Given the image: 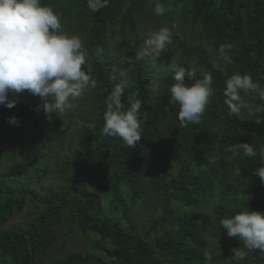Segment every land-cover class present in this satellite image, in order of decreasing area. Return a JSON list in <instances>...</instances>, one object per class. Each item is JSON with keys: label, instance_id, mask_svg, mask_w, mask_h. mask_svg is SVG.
<instances>
[{"label": "trees", "instance_id": "obj_1", "mask_svg": "<svg viewBox=\"0 0 264 264\" xmlns=\"http://www.w3.org/2000/svg\"><path fill=\"white\" fill-rule=\"evenodd\" d=\"M41 2L59 13L65 34L79 31L84 39V69L97 81L86 92L94 96L91 111L98 118L91 128L76 131L78 145L58 163V189L40 195L24 183L33 168L45 171L38 162L43 160L38 141L44 139L39 118L49 122L61 146L64 116L55 113L49 120L42 109L37 111L39 97L30 93L26 98L9 94L15 101L11 109L0 104V160L9 162L0 168V264H207L211 223L203 205L210 198L220 196L211 222L222 231L223 217L246 208L264 212V182L255 174L264 145V110H258L264 100L257 93L245 95L251 111L237 118L228 114L223 96L225 81L234 73L249 74L264 88V0H160L169 8L163 16L154 13L155 0H109L95 13L87 0ZM175 15L190 32L197 28L199 39L172 33V43L159 57L136 59L144 52L145 38L139 32L147 29L146 23ZM109 32L120 34L115 50L103 42ZM224 43L232 45L230 60L219 56ZM153 63L173 67L165 70L156 88ZM175 67L194 69L197 78L204 72L212 75L214 94L198 124L181 127L177 118L179 105L171 102L168 91ZM123 82L125 107L142 102V137L134 148L102 134L106 98ZM185 83L194 81L185 77ZM11 116L18 125L8 122ZM239 142L254 145L257 155L230 153L229 146ZM152 166L156 169L149 175ZM173 200L190 209L181 211ZM29 202H34L33 210L24 225L5 227ZM138 202L148 211L138 218L140 227L130 217ZM64 224L85 246L55 258ZM225 236L219 264H264V252L258 250L241 261L232 259V249L242 247V241Z\"/></svg>", "mask_w": 264, "mask_h": 264}, {"label": "clouds", "instance_id": "obj_2", "mask_svg": "<svg viewBox=\"0 0 264 264\" xmlns=\"http://www.w3.org/2000/svg\"><path fill=\"white\" fill-rule=\"evenodd\" d=\"M108 3L109 0H87V7L95 13ZM153 11L157 16H163L169 8L155 0ZM171 43L172 32L167 26H161L147 35L144 52L137 53L136 59H142L144 55L159 57ZM231 47L230 43L219 46L221 59L230 60L227 50ZM86 63L83 38L65 34L59 13L51 6L42 4L41 0H0V104L11 109L15 101L8 99L9 94L15 96L27 91L39 97L37 111L42 109L51 120L55 113L71 109L73 102L96 87L97 81L84 69ZM185 77L194 83L186 84ZM173 80L175 82L168 91L171 102L179 105L177 118L181 127L198 124L214 94L212 75L204 72L197 78L194 69L175 67ZM126 87L127 82L118 83L107 96L102 134L118 137L127 147L134 148L142 137L139 118L142 102L137 99L126 108L121 100ZM250 92L264 100V88L249 74L234 73L226 79L223 96L230 116L239 118L244 110L251 111L244 99ZM258 110H264V105ZM8 122L19 123L15 116L9 117ZM228 151L242 152L249 158L257 155L256 147L248 142L232 144ZM259 155L261 166L255 169V174L264 182V145L260 146ZM220 227L229 237L242 241V247L232 249V259L241 261L251 251L264 252V212L246 208L221 218Z\"/></svg>", "mask_w": 264, "mask_h": 264}, {"label": "rangeland", "instance_id": "obj_3", "mask_svg": "<svg viewBox=\"0 0 264 264\" xmlns=\"http://www.w3.org/2000/svg\"><path fill=\"white\" fill-rule=\"evenodd\" d=\"M161 26H167L172 33H176L179 36L186 37L187 39H190L191 37L195 39H199V31L197 28H195L194 32H190L187 29L186 23H184L183 20L180 22L177 21L176 15L171 19H159L152 17L147 23L146 27L147 29L139 32V38L144 37L146 38L147 35L150 32L158 30ZM64 29H62L63 31ZM64 32V31H63ZM131 32V30H130ZM73 35H79L82 37L81 33L79 31L75 32ZM83 38V37H82ZM84 40V39H83ZM120 40V34L119 32L115 33V35H111L110 32L108 35L104 38L103 42L106 46H108L111 50H115L117 43ZM167 68H173V67H167ZM167 68H164L160 66L158 63H153V70H154V76H155V88L160 83V78L164 76V72ZM29 95L27 91H25L22 94H18L12 97H22L26 98ZM94 96L85 93V95L78 99L77 101L73 102V107L71 109H67L64 113H61L63 118V123L65 124L62 127V130L64 132V142L61 146L58 145V141L53 138V135L49 129V122L45 121L42 118H39V122L41 127H43V137L44 139L42 141H38V146H40L38 154L40 157H42V161H38L41 164V167L43 171H39L35 168H33L29 174V179H26L24 181L25 184H28L29 186L35 188V190L40 194H46L48 191H56L58 189V179L61 177V174L58 170V163L60 160H62L63 156L67 153H69L71 150H73L80 141V138L76 136V131L81 130L84 128H91L93 125V121L98 118L97 112H92L91 109L93 108V99ZM33 136L36 137V132H32ZM58 154V155H57ZM45 161V162H43ZM46 161H49V164L46 163ZM8 163V160H0V168H4V163ZM43 162V163H42ZM46 164H48L46 166ZM156 167L152 166L151 170L148 171L147 174H152L155 171ZM4 180H9V178H3ZM22 180V179H21ZM19 179V181H21ZM151 196H153V193L151 192ZM148 200L150 199L149 196H147ZM220 200V196L218 194H215L212 198L208 200L203 205L205 216L208 222H210V235L212 238L211 241V247L206 253L208 257V263L207 264H219L218 262V253H219V244L221 243V239L226 237L227 235L225 230L219 229L213 222H211V218L213 216L212 207L214 205V202ZM146 202V200L144 201ZM150 202V201H149ZM33 204L34 202H29L24 210L20 213H17L11 218L10 221H8L5 224V227H11L13 224H23L25 223V219H28V215L33 210ZM106 205V203H105ZM172 205H179L181 211H187L190 209L189 206L177 201L173 200ZM131 209V220L140 227L142 222L138 220V218H145L148 214V211L145 210L144 207H141V203H136V205H132ZM150 216H152L150 214ZM24 225V224H23ZM72 231L69 230L67 227V224H64L58 234V241L54 249H57L56 256H61L66 252L74 251V250H80L85 246V240L75 233H70ZM64 245V247L61 249L60 247Z\"/></svg>", "mask_w": 264, "mask_h": 264}]
</instances>
